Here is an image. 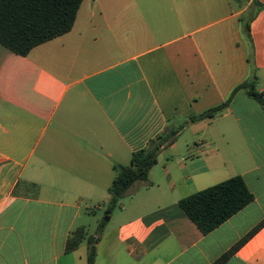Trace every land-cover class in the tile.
<instances>
[{
    "label": "crops",
    "instance_id": "obj_1",
    "mask_svg": "<svg viewBox=\"0 0 264 264\" xmlns=\"http://www.w3.org/2000/svg\"><path fill=\"white\" fill-rule=\"evenodd\" d=\"M245 81L264 95V0H83L27 55L0 43V264H87L69 235L161 134L98 221L95 264H214L264 220V108L240 88L192 117ZM236 175L252 201L203 233L179 200ZM221 264H264V223Z\"/></svg>",
    "mask_w": 264,
    "mask_h": 264
},
{
    "label": "trees",
    "instance_id": "obj_2",
    "mask_svg": "<svg viewBox=\"0 0 264 264\" xmlns=\"http://www.w3.org/2000/svg\"><path fill=\"white\" fill-rule=\"evenodd\" d=\"M83 0H0V43L18 55L25 56L35 46L68 32L75 21L76 13ZM244 88L250 96L260 100L264 108V98L254 91L252 81L239 84L228 100L192 117L199 120L214 117L228 106L234 93ZM168 135H159L147 147L134 152L128 164H116L114 179L108 187L109 201L99 221L101 230L110 219L118 201L129 188L139 181L147 180L150 168L157 162L161 147L167 143ZM253 199L243 178L232 176L222 182L207 187L179 200V206L203 233H208L230 216L242 209ZM258 224L230 250L220 256L214 264L224 262L262 224ZM87 242V264H95V239L87 237L83 227L76 228L69 235L66 251L76 249Z\"/></svg>",
    "mask_w": 264,
    "mask_h": 264
},
{
    "label": "rangeland",
    "instance_id": "obj_3",
    "mask_svg": "<svg viewBox=\"0 0 264 264\" xmlns=\"http://www.w3.org/2000/svg\"><path fill=\"white\" fill-rule=\"evenodd\" d=\"M103 211H104V209H95V212L93 213V215H91L89 226H87V228H86L87 237L93 236V234L97 233V229H98L97 228V224H98V221L103 216ZM81 245L85 246L86 245V240H84L81 243Z\"/></svg>",
    "mask_w": 264,
    "mask_h": 264
},
{
    "label": "built area",
    "instance_id": "obj_4",
    "mask_svg": "<svg viewBox=\"0 0 264 264\" xmlns=\"http://www.w3.org/2000/svg\"><path fill=\"white\" fill-rule=\"evenodd\" d=\"M263 95V94H262ZM263 98H264V95H263Z\"/></svg>",
    "mask_w": 264,
    "mask_h": 264
}]
</instances>
